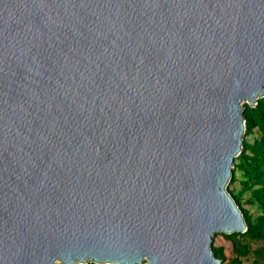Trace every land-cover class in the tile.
<instances>
[{"label": "water", "instance_id": "1", "mask_svg": "<svg viewBox=\"0 0 264 264\" xmlns=\"http://www.w3.org/2000/svg\"><path fill=\"white\" fill-rule=\"evenodd\" d=\"M264 97V0H0V264H223Z\"/></svg>", "mask_w": 264, "mask_h": 264}, {"label": "rangeland", "instance_id": "2", "mask_svg": "<svg viewBox=\"0 0 264 264\" xmlns=\"http://www.w3.org/2000/svg\"><path fill=\"white\" fill-rule=\"evenodd\" d=\"M243 108L244 144L235 161L228 192L240 208L252 235L243 238L216 234L212 250L223 264H264V97L254 106L245 103Z\"/></svg>", "mask_w": 264, "mask_h": 264}, {"label": "trees", "instance_id": "3", "mask_svg": "<svg viewBox=\"0 0 264 264\" xmlns=\"http://www.w3.org/2000/svg\"><path fill=\"white\" fill-rule=\"evenodd\" d=\"M262 131H263V133H264V116H262ZM255 152H257V150H254ZM250 235H252V231H251V228H249L248 230H247V232L245 233V234H232V235H230L231 237H243V238H247V237H249ZM215 256H217L216 254H215ZM217 258H218V256H217Z\"/></svg>", "mask_w": 264, "mask_h": 264}, {"label": "bare ground", "instance_id": "4", "mask_svg": "<svg viewBox=\"0 0 264 264\" xmlns=\"http://www.w3.org/2000/svg\"><path fill=\"white\" fill-rule=\"evenodd\" d=\"M245 103H249V104H250V102H249L247 99L243 102V105H244Z\"/></svg>", "mask_w": 264, "mask_h": 264}]
</instances>
